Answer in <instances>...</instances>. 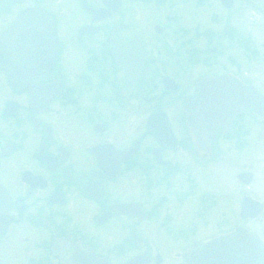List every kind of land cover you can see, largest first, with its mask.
<instances>
[{"label": "flooded vegetation", "instance_id": "1", "mask_svg": "<svg viewBox=\"0 0 264 264\" xmlns=\"http://www.w3.org/2000/svg\"><path fill=\"white\" fill-rule=\"evenodd\" d=\"M179 1L0 0V264H183L187 247L237 227L264 239V198L248 192L264 191V113L247 106L200 152L182 109L204 77L264 96L246 67L262 55L248 56L218 0L226 25L203 48L175 19L150 22L147 6ZM40 29L54 32L53 58ZM243 198L257 217L240 216Z\"/></svg>", "mask_w": 264, "mask_h": 264}, {"label": "water", "instance_id": "2", "mask_svg": "<svg viewBox=\"0 0 264 264\" xmlns=\"http://www.w3.org/2000/svg\"><path fill=\"white\" fill-rule=\"evenodd\" d=\"M219 2L225 9L233 6V0H219ZM156 29L157 32L160 31L158 27ZM33 32L40 34V39L47 40L46 52H50L53 58L56 49L53 30L49 35H46L43 29ZM110 42L112 54L115 56L121 54L122 45L118 43L119 39L113 35ZM10 46L18 51L20 45L13 41ZM43 47L42 44H38L39 50ZM14 57H17L16 52ZM136 61L140 63L138 58ZM195 86L199 89L200 98L196 101L185 100L182 109L185 113V125L196 151L208 150L216 128L221 126L226 132L234 116L247 106H254L255 112L260 115L264 113V96L235 75L204 77L197 80ZM243 181L245 184L249 183L250 178H245ZM3 199V195H0V204ZM261 209L260 203L250 198H243L240 203V216L243 219L254 218ZM219 240L226 243L222 249L215 246ZM183 264H264V239L237 227L224 237L207 238L187 247L183 253Z\"/></svg>", "mask_w": 264, "mask_h": 264}, {"label": "rangeland", "instance_id": "3", "mask_svg": "<svg viewBox=\"0 0 264 264\" xmlns=\"http://www.w3.org/2000/svg\"><path fill=\"white\" fill-rule=\"evenodd\" d=\"M247 1L249 3L248 2L245 3L244 0H235V4L233 8L230 10L233 11L232 16L231 19L227 22V25H230L238 29L240 28L242 33L248 36L247 39L251 44L252 50H256L257 55H262V56H257L255 58H249L246 67L248 73L255 78L256 84L264 87V14H262L260 11L252 10V6L257 8L259 7L264 8V0H247ZM146 8L150 11L151 23H154L155 21H162L165 17L168 18L174 17L175 23H172V25H174V28L179 27L189 30L188 37L192 36L193 34L192 32H194L193 28H197L199 32H201L207 29L211 30V27L215 25V28L219 31L222 30L224 25H226L224 20V15H225L224 10L220 7V5L216 0H200L199 2L198 0H180L179 3H177V5H175L172 9H169L164 6L163 7L164 9L156 10L153 6L150 5L147 6ZM146 8L143 9V11H141L140 14H147L148 10ZM212 15L216 17V21H217L214 22V24H212L213 23ZM158 17H160V20L157 19ZM167 33H170L169 29ZM193 45L197 46L198 48H203L204 39L199 38L197 42H195V44ZM222 46L224 47L223 51L230 48V46L227 45L226 42H221V47ZM224 58L225 57H221V55L215 56V60L218 61L219 64L224 63L223 62ZM257 156L260 155L258 154ZM255 161L256 160H253L251 164L257 166ZM257 178L260 180L262 179V182L264 183L261 173L260 175L257 176ZM222 179H223L222 182L227 183L228 185L233 184V182L231 181L232 179L231 173L228 172L224 173ZM257 183L261 185L260 181ZM257 183L251 185L248 189V192L254 194L255 192H257L258 197L260 199H263L264 191L262 193L260 191H256L255 189L258 186ZM232 206L233 204H231V207ZM223 208L224 207L221 206L220 209ZM217 209H219V207ZM227 215L233 222L235 216L232 214V211L230 212V209ZM212 216H215V214L213 213Z\"/></svg>", "mask_w": 264, "mask_h": 264}, {"label": "trees", "instance_id": "4", "mask_svg": "<svg viewBox=\"0 0 264 264\" xmlns=\"http://www.w3.org/2000/svg\"><path fill=\"white\" fill-rule=\"evenodd\" d=\"M187 33H188V32L185 31V35H186ZM194 33L196 34V37L202 36V37H204L206 40H209V39L211 38V36H210V30L203 31L202 33H199L197 30H195ZM244 46H245L246 50H248V51L254 53V52L252 51L251 44H250L249 40H247V42L244 43Z\"/></svg>", "mask_w": 264, "mask_h": 264}]
</instances>
